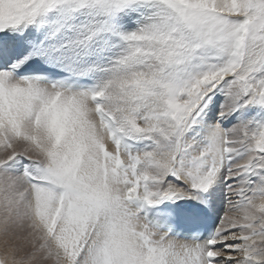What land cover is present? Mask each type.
Segmentation results:
<instances>
[{
    "label": "snow or ice",
    "instance_id": "obj_1",
    "mask_svg": "<svg viewBox=\"0 0 264 264\" xmlns=\"http://www.w3.org/2000/svg\"><path fill=\"white\" fill-rule=\"evenodd\" d=\"M0 264H264V0H0Z\"/></svg>",
    "mask_w": 264,
    "mask_h": 264
},
{
    "label": "bare ground",
    "instance_id": "obj_2",
    "mask_svg": "<svg viewBox=\"0 0 264 264\" xmlns=\"http://www.w3.org/2000/svg\"><path fill=\"white\" fill-rule=\"evenodd\" d=\"M179 239H180V240H183V239H184V237H179Z\"/></svg>",
    "mask_w": 264,
    "mask_h": 264
}]
</instances>
